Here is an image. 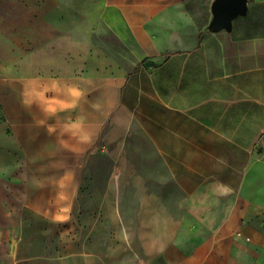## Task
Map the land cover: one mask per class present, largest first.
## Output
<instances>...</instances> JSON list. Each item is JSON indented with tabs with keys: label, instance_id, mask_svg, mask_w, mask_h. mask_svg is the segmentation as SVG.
Masks as SVG:
<instances>
[{
	"label": "crops",
	"instance_id": "1",
	"mask_svg": "<svg viewBox=\"0 0 264 264\" xmlns=\"http://www.w3.org/2000/svg\"><path fill=\"white\" fill-rule=\"evenodd\" d=\"M216 1L94 0L87 38L76 7L54 37L25 33L21 97L0 75V264H264V0L211 30ZM7 7L47 24L46 4ZM53 81L83 94L49 161L31 107ZM79 118L89 142L66 130ZM113 211L135 220L118 225L130 240L97 237L116 232Z\"/></svg>",
	"mask_w": 264,
	"mask_h": 264
},
{
	"label": "rangeland",
	"instance_id": "2",
	"mask_svg": "<svg viewBox=\"0 0 264 264\" xmlns=\"http://www.w3.org/2000/svg\"><path fill=\"white\" fill-rule=\"evenodd\" d=\"M31 0H15L17 4H28ZM35 1V0H32ZM37 2H40L42 5L46 4V15H47V24L44 22H40V20L37 18L34 23H28L27 21L29 18V13H31L30 8H20V9H15L14 11L10 8H1V5L7 6L9 3L11 4L12 0H0V68H1V73L0 75H10L11 77H16V83L14 88H9L6 89L5 91H16L17 93V98L21 97V94L23 92V63H24V50H25V41H24V35L27 31L30 29L32 30H38L40 31V27L42 30L47 32L48 36L54 37V34L57 33L58 31H64L68 27H70V24H68L67 17L66 15H62V12H67L68 14L71 13L73 10L72 7H76L74 9L75 12L79 13L80 16V36L81 37H86L89 33V27L91 23V17L89 16L90 13H95L96 9L94 7V0H65L63 3L64 5H59L53 0H36ZM13 13V14H12ZM43 13V11H42ZM9 14L11 15L9 17ZM13 15V16H12ZM32 21H34L32 19ZM9 70V72H8ZM8 86V84H6ZM100 101V103H97L94 111L98 115H101L103 113L104 105L102 103L103 98H97V101ZM16 113L21 114L24 112V107L22 103H17L16 100ZM88 107L90 109L89 112H92L93 106H86V109L88 110ZM85 109V111H86ZM113 109L114 106H113ZM30 111V110H29ZM79 111V110H78ZM118 112V110L116 109ZM31 113L33 114V118L35 117L34 115L39 116L41 113L45 114V118L48 123V145H49V151H48V156H49V161H54L57 159L58 155L57 154V147H60V152L65 146L63 140L59 136L57 137L56 133V119L60 116H62V111L60 113L55 112L53 114L46 113L44 110H41L38 105H32L31 107ZM55 129L54 131L50 132L49 129ZM39 127H33V134L38 133ZM36 135V134H35ZM33 144H39V141L36 138H33L32 140ZM71 143V142H69ZM58 147V148H59ZM65 156H70V158L75 159V160H80L81 156L79 154H73V153H68L64 154ZM102 155V154H101ZM116 156L115 153L112 154V160ZM103 159V158H101ZM87 182L85 181V186ZM113 196H115L117 199H119L120 196L126 199V193H125V185L120 186V181L118 184L113 186ZM123 200V204H126V200ZM93 202V201H91ZM95 201L93 202V204ZM101 203V202H100ZM120 201H113L112 203V208L116 210L119 208ZM94 206V205H93ZM118 214V215H117ZM100 221V223L103 224L104 220L102 219H97V221ZM112 224L117 225V229L115 230L116 232H113L112 234H105L104 232L97 233V237H101L103 240L104 237L110 236L113 241H121L125 240L124 236H128V239L131 238V234H125V233H120L118 225L120 224H132L135 223V220H131L126 218L125 216H120L119 213H115L113 211V215L111 218ZM128 221V222H127ZM103 227V225H101ZM100 226V227H101ZM85 237L87 236V233L84 234ZM130 240V239H129ZM119 247V246H118ZM117 247V248H118ZM116 248V249H117Z\"/></svg>",
	"mask_w": 264,
	"mask_h": 264
},
{
	"label": "clouds",
	"instance_id": "3",
	"mask_svg": "<svg viewBox=\"0 0 264 264\" xmlns=\"http://www.w3.org/2000/svg\"><path fill=\"white\" fill-rule=\"evenodd\" d=\"M54 93L52 96H47V93ZM82 91L74 85H61L58 81H53L51 84H45L39 89H33L32 95L35 100L39 101L46 113L53 114L57 111H63L68 109H74L77 106L79 99L82 96ZM64 98L61 99L60 97ZM29 101H25L28 103ZM55 129L50 128L52 132ZM66 130L72 131L73 135L77 133H83L80 136L81 141L89 142L90 136L84 131L83 118H79L76 121L66 126ZM55 219H65L63 216H56Z\"/></svg>",
	"mask_w": 264,
	"mask_h": 264
},
{
	"label": "water",
	"instance_id": "4",
	"mask_svg": "<svg viewBox=\"0 0 264 264\" xmlns=\"http://www.w3.org/2000/svg\"><path fill=\"white\" fill-rule=\"evenodd\" d=\"M247 0H217L212 6L213 19L209 25L211 30H219L230 26L231 20L244 14Z\"/></svg>",
	"mask_w": 264,
	"mask_h": 264
}]
</instances>
